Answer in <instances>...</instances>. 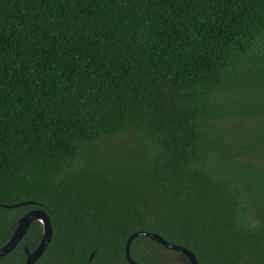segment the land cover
Returning <instances> with one entry per match:
<instances>
[{"label": "trees", "instance_id": "obj_1", "mask_svg": "<svg viewBox=\"0 0 264 264\" xmlns=\"http://www.w3.org/2000/svg\"><path fill=\"white\" fill-rule=\"evenodd\" d=\"M261 109L264 0H0V246L41 209L34 264H264Z\"/></svg>", "mask_w": 264, "mask_h": 264}, {"label": "water", "instance_id": "obj_2", "mask_svg": "<svg viewBox=\"0 0 264 264\" xmlns=\"http://www.w3.org/2000/svg\"><path fill=\"white\" fill-rule=\"evenodd\" d=\"M25 203L26 202H18V203L11 204V205H4V207L11 208V207L23 205ZM32 221H36L39 224L40 237H39L37 245L31 252H28L26 248H24V251L26 252V256H25L23 264H33L35 262V260L42 254L45 246L47 245V243L49 242L51 238V224H50L49 217L41 209L27 210L17 218L14 229L12 233L10 234V237L0 246V257H3L6 254H8L17 245V243L25 235ZM139 235L148 237L150 240L159 244L163 248L181 253L187 258V261L189 264H197L195 256L190 250L182 246H179V245L171 244L167 242L166 240H164L159 235L155 233L147 232V231H135L127 236L124 242V257L128 264H139L133 261L129 256L130 241L131 239ZM91 255L92 253H90L89 258L91 257Z\"/></svg>", "mask_w": 264, "mask_h": 264}, {"label": "rangeland", "instance_id": "obj_3", "mask_svg": "<svg viewBox=\"0 0 264 264\" xmlns=\"http://www.w3.org/2000/svg\"><path fill=\"white\" fill-rule=\"evenodd\" d=\"M263 110L261 109L260 111L257 112V114H260ZM255 127L256 128H261L264 127V114L257 115L255 117ZM169 256H177L175 253H167Z\"/></svg>", "mask_w": 264, "mask_h": 264}, {"label": "flooded vegetation", "instance_id": "obj_4", "mask_svg": "<svg viewBox=\"0 0 264 264\" xmlns=\"http://www.w3.org/2000/svg\"><path fill=\"white\" fill-rule=\"evenodd\" d=\"M38 240H39V239H38ZM37 243H38V242H37ZM17 244H18V243H17ZM36 245H37V244H36ZM15 247H16V246H15ZM15 247H14V248H15ZM45 247H46V246H45ZM14 248H13V249H14ZM22 248H23V251H24V248H26V247L23 246ZM34 248H35V247H34ZM34 248H33V249H34ZM13 249H12V250H13ZM33 249L28 250V249L26 248V250H27L28 252H31ZM44 249H45V248H44ZM12 250H11V251H12ZM43 251H44V250H43ZM24 254H25V256H26V252H25V251H24ZM161 255H163V253H161V254H160V253H153V256H161ZM165 255L167 256V254H165ZM25 256H24V259H25ZM38 258H39V257H38ZM38 258H37V259H38ZM124 258H125V257H124ZM37 259H36V260H37ZM36 260H35V261H36ZM23 262H24V260H23ZM23 262H22V264H23ZM125 262L127 263L126 260H125ZM33 264H34V263H33ZM127 264H128V263H127Z\"/></svg>", "mask_w": 264, "mask_h": 264}]
</instances>
